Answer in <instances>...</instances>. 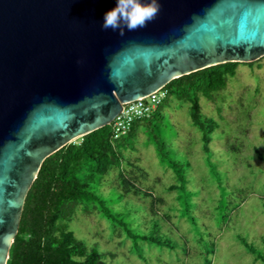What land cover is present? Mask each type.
Masks as SVG:
<instances>
[{"label":"water","instance_id":"1","mask_svg":"<svg viewBox=\"0 0 264 264\" xmlns=\"http://www.w3.org/2000/svg\"><path fill=\"white\" fill-rule=\"evenodd\" d=\"M134 31L116 0H0V264L43 161L172 79L264 57V0H159Z\"/></svg>","mask_w":264,"mask_h":264},{"label":"trees","instance_id":"2","mask_svg":"<svg viewBox=\"0 0 264 264\" xmlns=\"http://www.w3.org/2000/svg\"><path fill=\"white\" fill-rule=\"evenodd\" d=\"M263 58L220 63L174 78L164 86L167 97L163 103L148 117L135 121L126 135L115 139L112 124H107L49 155L26 195L6 264H114V253L109 259L98 243L88 244L71 229L79 212L99 214L106 219L113 234L122 237L123 243L130 241V252L141 260L148 261V255L156 248L162 252L175 251L174 234L166 229L165 223L177 217V221L187 218L197 225L194 210L200 190L190 159L174 146L177 131L167 127L165 108L171 98L188 105L212 175L204 190L211 202L217 203L213 206L220 219L228 218L229 212H233L248 193L245 188L227 187L212 161L210 143L221 126L222 107H217L218 117L209 116L203 111L201 99L215 102L217 94L227 89L229 80L236 77L241 64L260 66ZM140 131L146 133L161 163L172 171L173 180L165 191L172 194L173 202L167 206L154 187L146 184L149 172L139 164V159L131 156L137 150L135 138ZM227 146L232 151L242 152L243 143L228 141ZM255 152L264 160L259 148L256 147ZM112 173H116L115 178L109 180ZM199 176L200 181H205ZM215 187L217 196L213 192ZM162 206L166 207L160 214ZM237 238L253 256V262L264 263L263 250L242 234ZM198 241L202 243L203 238L199 237ZM209 246L206 255L214 252L215 243L210 241Z\"/></svg>","mask_w":264,"mask_h":264},{"label":"rangeland","instance_id":"3","mask_svg":"<svg viewBox=\"0 0 264 264\" xmlns=\"http://www.w3.org/2000/svg\"><path fill=\"white\" fill-rule=\"evenodd\" d=\"M260 63V66L253 67L241 64L236 77L229 80L227 89L217 94L215 102L204 97L201 99L203 111L209 116L218 117L217 107H222L223 120H220L221 126L214 132L210 143L212 161L218 166L227 187L245 188L248 193L233 212L225 209L229 212L228 218L220 219L213 206L217 203L213 204L204 190L212 175L202 152L200 132L192 124L188 105L171 98L165 108L167 127L177 131L174 146L190 159L193 176L198 177L200 196L194 210L197 225L187 218L167 220L165 227L173 232L177 247L173 252L168 249L162 252L156 248L148 255V261L133 255L130 241L123 243L122 237L113 234L106 219L99 214L79 212L71 223L76 235L90 245L98 243L108 253L109 259L114 253V264H206V260L211 264H264L253 262V256L237 238L242 234L264 251V160L255 152L257 147L264 153V58ZM135 141L137 150L131 156L139 159V164L149 172L150 179L146 184L154 187L155 193L164 198L166 206L171 204L172 194L165 191L166 185L173 180L171 169L161 163L146 133L140 131ZM228 141L242 142V152L230 150ZM115 175L112 173L108 179H114ZM199 175L205 181H200ZM213 192L218 195L216 187ZM166 206H162L160 214ZM199 237L203 238L202 243L198 241ZM210 241L215 243V249L206 255Z\"/></svg>","mask_w":264,"mask_h":264},{"label":"clouds","instance_id":"4","mask_svg":"<svg viewBox=\"0 0 264 264\" xmlns=\"http://www.w3.org/2000/svg\"><path fill=\"white\" fill-rule=\"evenodd\" d=\"M159 0H116L115 6L104 13L102 28L119 31H134L154 21L161 10Z\"/></svg>","mask_w":264,"mask_h":264},{"label":"built area","instance_id":"5","mask_svg":"<svg viewBox=\"0 0 264 264\" xmlns=\"http://www.w3.org/2000/svg\"><path fill=\"white\" fill-rule=\"evenodd\" d=\"M167 97L164 86L149 94L123 103L121 111L116 115L112 124L113 137L120 138L128 133L132 124L152 114Z\"/></svg>","mask_w":264,"mask_h":264}]
</instances>
